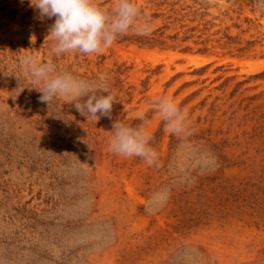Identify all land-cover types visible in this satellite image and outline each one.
Returning a JSON list of instances; mask_svg holds the SVG:
<instances>
[{
  "label": "rangeland",
  "instance_id": "obj_1",
  "mask_svg": "<svg viewBox=\"0 0 264 264\" xmlns=\"http://www.w3.org/2000/svg\"><path fill=\"white\" fill-rule=\"evenodd\" d=\"M135 2L149 34L129 31L98 55H57L55 17L30 0H0V264H264V66L241 64L264 60L261 0ZM26 53L106 77L111 117L41 101L18 64ZM160 96L188 110L187 140L165 131ZM141 116L159 167L108 150L113 123L138 126ZM205 151L210 171L198 166ZM165 187L167 204L146 211Z\"/></svg>",
  "mask_w": 264,
  "mask_h": 264
},
{
  "label": "clouds",
  "instance_id": "obj_2",
  "mask_svg": "<svg viewBox=\"0 0 264 264\" xmlns=\"http://www.w3.org/2000/svg\"><path fill=\"white\" fill-rule=\"evenodd\" d=\"M30 4L39 11L40 17H55L48 37L53 41L51 51L57 55H98L129 31L147 35L153 26L135 0H115L110 8L102 7L97 0H30ZM261 7H264V0H261ZM18 64L31 83L39 87L41 101L49 104L62 99L74 105L82 115L86 112L87 119L111 117L114 96L108 90L106 77L90 81L59 69L52 62H42L31 53L20 56ZM154 102L165 131L182 142L194 134L195 127L188 110L174 98L160 96ZM140 119L138 126L116 120L109 131L108 150L117 156L140 158L150 167H159L158 152L152 146L153 137L149 131L150 121L143 116ZM214 163L211 152L205 151L198 166L201 171H210ZM169 198V188L156 191L149 198L146 211L155 213L167 204Z\"/></svg>",
  "mask_w": 264,
  "mask_h": 264
},
{
  "label": "bare ground",
  "instance_id": "obj_3",
  "mask_svg": "<svg viewBox=\"0 0 264 264\" xmlns=\"http://www.w3.org/2000/svg\"><path fill=\"white\" fill-rule=\"evenodd\" d=\"M153 55H157V56H159V57H162V58H165V57H167L166 59H168V57H179V55H176V54H171V53H152ZM183 59H185L186 61H188V62H194V63H196L197 65H201V64H203V63H206L207 61H208V58L207 57H205V56H198V55H196V56H190V55H185V56H181ZM210 59V58H209ZM169 61H171L170 59H169ZM242 65L243 64H248L250 67H252V68H255V70H256V68L257 69H260V68H262L263 66H264V60L262 61H257V62H249V63H244V62H242L241 63Z\"/></svg>",
  "mask_w": 264,
  "mask_h": 264
},
{
  "label": "trees",
  "instance_id": "obj_4",
  "mask_svg": "<svg viewBox=\"0 0 264 264\" xmlns=\"http://www.w3.org/2000/svg\"><path fill=\"white\" fill-rule=\"evenodd\" d=\"M156 32H157V31H156ZM174 37H175V36H174ZM174 37H173V38H174ZM124 39H125V40H131V38H128V37H124ZM136 40H139L138 42L140 43V42H143V40H145V39L137 37ZM147 43H149L150 45H153V44H155V41H152V43H150V39H147ZM160 44H163V43H160ZM185 50H186V49H185ZM205 51H206L205 49H199L197 52H199V53H204Z\"/></svg>",
  "mask_w": 264,
  "mask_h": 264
}]
</instances>
